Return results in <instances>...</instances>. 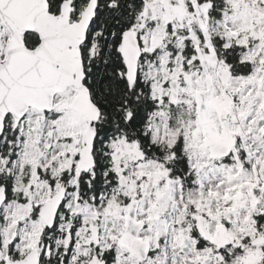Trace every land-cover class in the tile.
Listing matches in <instances>:
<instances>
[{
    "label": "snow or ice",
    "instance_id": "6c2138e0",
    "mask_svg": "<svg viewBox=\"0 0 264 264\" xmlns=\"http://www.w3.org/2000/svg\"><path fill=\"white\" fill-rule=\"evenodd\" d=\"M0 264H264V0H0Z\"/></svg>",
    "mask_w": 264,
    "mask_h": 264
}]
</instances>
